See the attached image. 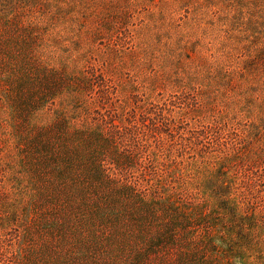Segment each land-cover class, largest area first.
I'll use <instances>...</instances> for the list:
<instances>
[{"label":"rangeland","instance_id":"rangeland-1","mask_svg":"<svg viewBox=\"0 0 264 264\" xmlns=\"http://www.w3.org/2000/svg\"><path fill=\"white\" fill-rule=\"evenodd\" d=\"M0 264H264V0H0Z\"/></svg>","mask_w":264,"mask_h":264}]
</instances>
